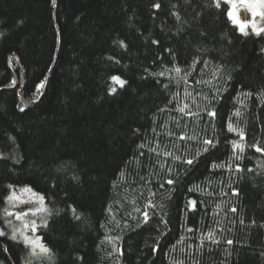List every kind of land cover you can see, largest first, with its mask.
I'll list each match as a JSON object with an SVG mask.
<instances>
[{
  "label": "trees",
  "instance_id": "trees-1",
  "mask_svg": "<svg viewBox=\"0 0 264 264\" xmlns=\"http://www.w3.org/2000/svg\"><path fill=\"white\" fill-rule=\"evenodd\" d=\"M0 34V228L7 185H30L53 254L0 237V264H264V153L250 147H264V34L242 35L214 0H0Z\"/></svg>",
  "mask_w": 264,
  "mask_h": 264
},
{
  "label": "snow or ice",
  "instance_id": "snow-or-ice-1",
  "mask_svg": "<svg viewBox=\"0 0 264 264\" xmlns=\"http://www.w3.org/2000/svg\"><path fill=\"white\" fill-rule=\"evenodd\" d=\"M52 6L56 7L57 6V0H51ZM214 6L217 9H221L223 7L224 9V14L226 15V17L228 18V20L238 28V31L244 35L247 36L249 35V29L251 30V33L256 35V36H261L262 34H264V26H258L257 22L255 21L256 17H259L260 20H264V0H214ZM153 7L155 9H160L161 8V4L160 3H154ZM241 12H243L244 18L241 19ZM247 13H251V17L252 19L249 20L247 17ZM173 15H176V18L179 19V16L176 13H173ZM2 35V34H0ZM120 44L121 47H126V45L124 44L123 41H119L118 42ZM152 43L157 44L159 43V41L153 40ZM262 52H264V49H261ZM117 63H119V61H117ZM200 63L199 60H194L193 64L190 65V67L194 68L196 64ZM205 67H207L208 62L204 61L203 62ZM177 74H179L182 69L179 67H174L173 69ZM220 69L218 68L214 73H213V78H216V76L219 74ZM165 73L161 72L158 75L163 76ZM188 73H186L187 75ZM47 78H45V80H42L41 82H39L36 85V94H40L41 91L45 88V81ZM111 80L113 82H115L116 84L120 85L121 87H123L126 84V81L121 79V77L119 76H112ZM196 83H205V84H211V81H205V80H199ZM17 85V81L15 79H13L10 83V85H8L9 87H14ZM165 87H168V85H165ZM110 92L115 93L116 88H110L109 89ZM220 89H216V92H219ZM186 95H188L189 97H191V93L187 92ZM243 95L246 96H251L252 93H244ZM205 100H209V97L207 95L204 96ZM217 96L213 95L211 97V101H217ZM186 109H189V105L188 104H183V106L179 107L177 110L180 113H184L186 115H191V116H198L199 113H193L190 110L186 112ZM20 111H24L23 108L20 109ZM161 111H163V109H161ZM205 111H206V115L211 118V119H215L216 118V110L214 109V107H209L208 105L205 106ZM235 116L239 117L241 115L239 110H236L234 113ZM227 130L229 132H237V128L233 125V123L229 122L227 124ZM138 131V130H137ZM170 135H172V133H169ZM238 135L240 136V140L243 141L244 140V132L242 130H240L238 132ZM181 140H184L188 137L181 135L179 137ZM204 145H207L208 147H213L214 146V140L213 139H208L205 138L203 141ZM145 147L144 144H140L138 145V148L143 149ZM208 147L204 148L203 151H208ZM250 147H254L256 152H260V153H264V147L258 146V145H250ZM232 148L233 150H239L240 152L244 151V144L243 143H237L235 141L232 142ZM151 151L156 152V149H151ZM145 153L144 152H140L139 155L143 156ZM157 155H159V153H157ZM164 155L167 156H172L171 152H165ZM2 158V157H0ZM174 159H180V157H173ZM135 159L138 160V157H136ZM195 159V156L193 157V159H187L185 162L188 165H191L193 163ZM214 167H223V165H214ZM169 171H171V169H168ZM242 169H240V167L237 165L236 167V171H241ZM252 169H248V171H251ZM120 175L123 177L124 173L121 172ZM75 178V177H74ZM167 184H173L174 180L172 179H168L166 181ZM161 187H163V185H161ZM7 189H8V194L5 195L3 197V201L4 203L7 205V207H5L3 209V215L5 217L4 219V224L6 227H11L12 231L11 234L9 235V233L5 230V228H0V237H7L8 239L12 240V241H18L20 243H22L24 245L25 248L30 249L29 251V256L35 259H47V260H51L52 259V250L43 242V238L39 235H36L37 230L41 227H46L47 226V219L45 215H41L40 219H41V223L37 224L35 219H31V220H25L24 218L27 217L29 215V212L31 213V215L33 217L37 216L38 214H47L50 215L51 214V210L46 206L45 204V195L38 193L36 191L33 190V188L30 185H24L23 187L17 189V187L13 184H9L7 185ZM193 189H189V191H192ZM19 193V194H18ZM234 195H238V192L233 193ZM154 195V193H153ZM23 196H26L27 199H22ZM20 204H29L32 205L33 207L30 208L28 211H20V212H16L13 213L12 211H9V207H18ZM189 204L191 205V207L193 209L196 208V201L195 200H190ZM71 209V212L73 214L74 219L79 220L81 219V215L77 213V210L75 207L69 206ZM147 207L150 208H154L155 205H153L151 203V201H149ZM109 211L111 212V209H109ZM136 211H140L139 208L136 209ZM232 212H235L236 209L232 208L231 209ZM15 216L16 220H19L22 222V228L21 227H16L13 225L12 220L8 219V217H13ZM150 220V216L149 213L147 211H145L143 213V224H147ZM241 223H243V221H241ZM103 226V225H102ZM137 226H140L139 224ZM31 230L32 232V236H29L27 234L28 230ZM189 231H192V229H189ZM106 239L109 240V242H111V238H107ZM205 240H211L213 243H217L218 241L215 240V236L214 233L209 231L205 237ZM228 244H232L233 241L228 240L227 241ZM37 249L39 251H37ZM7 250V249H5ZM157 249L154 248L153 251H156ZM25 264H32V261L30 259H26L25 260ZM179 264H183V262H179Z\"/></svg>",
  "mask_w": 264,
  "mask_h": 264
},
{
  "label": "rangeland",
  "instance_id": "rangeland-1",
  "mask_svg": "<svg viewBox=\"0 0 264 264\" xmlns=\"http://www.w3.org/2000/svg\"><path fill=\"white\" fill-rule=\"evenodd\" d=\"M244 15H245V14H244L243 12H241V19L244 18ZM247 17H248L249 20H251V19H252V17H251V13H247ZM255 21L257 22L258 26H264V24L262 23V20H260L259 17H256V18H255ZM249 31H251V30L249 29ZM19 188H21V187H18L17 189H19ZM18 194H19V193H18ZM22 199H27V197H26V196H23ZM45 204H46V202H45ZM46 206H47V204H46ZM5 207H7L6 204H5L4 208H5ZM32 207H33V206H32V205H29V204H20L18 207H9V211H12L13 213L20 212V211H28V210H29L30 208H32ZM41 215H45V214H38L37 216L33 217V216L31 215V213L29 212V215H28L27 217H25L24 219H25L26 221H27V220H31V219H35L36 222H37V224H40V223H41V219H40ZM2 217H3V219H5L4 215H2ZM8 219H11V220H12V223H13L14 226H16V227H21V228H22V222L19 221V220H16V219H15V216H13V217H8ZM3 221H4V220H3ZM4 225H5V224H4ZM5 227H6V226H5ZM6 228L9 230V232L12 231V228H11V227H6ZM27 234H28L29 236H32V235H33L30 229L27 231ZM36 235H39L38 230H37ZM39 236H40V235H39ZM29 250H30V249H29ZM37 251H39V250L37 249Z\"/></svg>",
  "mask_w": 264,
  "mask_h": 264
}]
</instances>
